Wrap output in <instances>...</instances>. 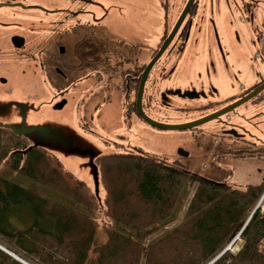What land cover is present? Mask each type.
Here are the masks:
<instances>
[{"label":"flooded vegetation","instance_id":"flooded-vegetation-1","mask_svg":"<svg viewBox=\"0 0 264 264\" xmlns=\"http://www.w3.org/2000/svg\"><path fill=\"white\" fill-rule=\"evenodd\" d=\"M100 1L0 0V87L16 72L14 66L28 61L52 85L57 107L79 97L80 106L87 107L82 127L99 137L88 118L99 121L100 110L121 97L128 125L154 127L146 117L177 125L222 112L209 122L217 120L224 135L264 152V142L246 139L243 127L264 105V89L231 107L264 84V0H193L183 18L190 0H156L157 20L140 18L127 32L111 28L116 19ZM233 25L252 27L262 67L248 69L242 58L247 49ZM44 31L48 35L42 37ZM248 74L252 81H245ZM100 123L98 128L105 125ZM129 150L144 149L129 145Z\"/></svg>","mask_w":264,"mask_h":264},{"label":"trees","instance_id":"trees-1","mask_svg":"<svg viewBox=\"0 0 264 264\" xmlns=\"http://www.w3.org/2000/svg\"><path fill=\"white\" fill-rule=\"evenodd\" d=\"M97 164L102 202L55 154L0 125V165L46 190L0 172V264H264V181L243 188L229 171L198 175L144 150ZM187 183L192 196L170 227ZM239 233L242 247L226 250Z\"/></svg>","mask_w":264,"mask_h":264},{"label":"rangeland","instance_id":"rangeland-1","mask_svg":"<svg viewBox=\"0 0 264 264\" xmlns=\"http://www.w3.org/2000/svg\"><path fill=\"white\" fill-rule=\"evenodd\" d=\"M100 2L108 10L109 17L116 19L111 21L113 25L111 28L119 26L121 32H127L128 24L133 25L132 23L140 18L157 20L160 14L156 0ZM234 28L240 30L242 37L240 45L247 49L246 55L242 58L246 59L248 69L251 65L255 69L259 68L257 49L252 44V40L255 39L250 31L252 27H242V30L233 25L232 29ZM262 28L264 29V22ZM248 30L251 34L249 32L245 34ZM40 35L45 37L48 32H41ZM232 50L231 58L235 61L236 50L234 47ZM236 53L244 54L243 51L241 54L238 48ZM13 70L16 72L5 77L7 81L0 87V124L12 126L27 135L33 145L42 146L55 154L71 173L88 184L101 202L104 199V191L100 183L97 159L104 153L128 151L129 145L140 146L145 151L163 157L169 163L179 162L194 174L221 177L220 170L229 171L230 174L225 178L226 182L243 188L264 181V157L256 155L258 146L241 141L235 136L224 135L217 120L205 123L201 130L190 128L165 130L138 122L128 125L124 122L123 98L115 97L107 107L100 110L102 118L99 121L96 116L95 120L88 118L91 120L90 127L102 135L99 137L82 127L87 107L80 106L79 97L57 107L52 85L40 78L39 71L36 73L30 62L20 61ZM252 80L253 77L248 74L245 81ZM94 102L96 97L92 100V105ZM254 110L243 122L244 133L246 139L260 143L264 142V105ZM100 120L105 122L102 128H98ZM112 139L123 145L110 144L109 141ZM180 149L187 151L189 156L181 155ZM0 172L34 189L46 192L42 186L1 165ZM193 188L191 183L186 184L176 204L170 227L182 221ZM263 195L264 191L258 202ZM98 216L100 217L99 214ZM239 242L238 240L237 245Z\"/></svg>","mask_w":264,"mask_h":264},{"label":"water","instance_id":"water-1","mask_svg":"<svg viewBox=\"0 0 264 264\" xmlns=\"http://www.w3.org/2000/svg\"><path fill=\"white\" fill-rule=\"evenodd\" d=\"M192 1H193V0H190L189 5H188L186 11L183 13L182 18H183L184 15L186 14V12H187L188 8L190 7ZM182 18H181L180 22L182 21ZM176 29H177V28H176ZM176 29H175V31H176ZM175 31H174V32H175ZM174 32H173V33H174ZM172 35H173V34H172ZM172 35H171L170 38L168 39V42H169L170 39L172 38ZM168 42H167V43H168ZM167 43H166V44H167ZM166 44H165V46L162 47L161 51L158 53V55L155 57V59H157L158 56L161 55V53L163 52V50H164L165 47H166ZM155 59H154V61H155ZM263 89H264V84L261 85L260 87H258L257 89H255L251 94H249V95H248L247 97H245L244 99H242V100H240V101L234 103L231 107H232V108H235V107L241 105L243 102H245V101L249 100L250 98H252L253 96L257 95V94H258L260 91H262ZM221 113H222V112H218V113H215V114L210 115V116L205 117V118H201V119L196 120V121H192V122H189V123H183V124H177V125H172V124H171V125H168V124H164V123H159V122L153 121V120H151V119H149V118H147V117H146V119L151 123V125H153L154 127L159 128V129H165V130H166V129H179V130H182V129L194 128V127H197V126L203 125V124H205V123L211 121L214 117L218 116V115L221 114ZM0 125H2V124H0ZM2 126H6V127H10V128H12V129H14V128H13L12 126H10V125H4V124H3ZM14 130H15L16 132H18V133L24 134V133H22V132L17 131L16 129H14ZM24 135H25V134H24ZM25 136H27V135H25ZM27 137H28V136H27ZM28 138H29V137H28ZM29 139H30V138H29ZM36 146H38V145H36ZM41 147H42V146H41ZM179 152H180V154L183 155V156H189V153H188L187 151L183 150V149H180ZM255 210H256V208H255ZM255 210L253 211V213L255 212ZM253 213H252V214H253ZM228 248H229V247H227L226 250H227ZM14 256H15V255H14ZM15 257L18 258L17 256H15Z\"/></svg>","mask_w":264,"mask_h":264},{"label":"built area","instance_id":"built-area-1","mask_svg":"<svg viewBox=\"0 0 264 264\" xmlns=\"http://www.w3.org/2000/svg\"><path fill=\"white\" fill-rule=\"evenodd\" d=\"M260 209L262 212L264 211V195H263V197H262V199L258 202V204H257V209ZM240 241L239 242V244L237 245V241ZM242 242V240L240 239V236L239 235H237L234 239H233V241L230 243V245L228 246L229 248V250H231V251H236V250H238L239 249V245H240V243ZM237 245V246H236ZM260 249H261V251L264 253V239L261 241V243H260Z\"/></svg>","mask_w":264,"mask_h":264}]
</instances>
